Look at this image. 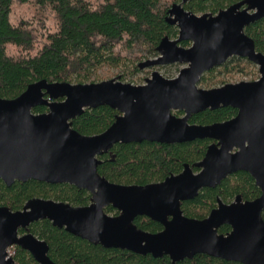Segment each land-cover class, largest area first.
<instances>
[{
	"label": "water",
	"instance_id": "1",
	"mask_svg": "<svg viewBox=\"0 0 264 264\" xmlns=\"http://www.w3.org/2000/svg\"><path fill=\"white\" fill-rule=\"evenodd\" d=\"M173 5L166 21L178 28L177 39L165 37L158 56L138 65L140 70L185 64L173 79L158 71L143 85L110 79L97 83L30 84L17 98H0V180L68 184L91 194V203H68L32 198L20 211L0 206V264H14L10 247L28 252L37 264H56L47 244L32 233L19 235L35 222L47 220L68 234L105 249H119L153 258L167 256L172 263L195 255L236 262L264 264V55L257 52L245 28L264 19V0H242L216 15L197 16ZM189 42L188 48L179 46ZM247 59L258 67L259 78L199 88L201 77L228 59ZM107 106L118 112L104 132L84 136L71 121L85 110ZM45 107L46 113L32 110ZM231 107L234 118L211 125L190 124L192 115ZM182 112L177 117L174 113ZM213 141L203 159L178 175L145 186L111 183L98 173L99 157L117 144H183ZM246 172L261 195L230 204L217 201L203 220L185 217L180 202L189 201L206 188H215L228 176ZM111 207L118 212H105ZM136 217H147L162 230L149 233L136 228ZM229 226L230 232L218 229Z\"/></svg>",
	"mask_w": 264,
	"mask_h": 264
},
{
	"label": "trees",
	"instance_id": "2",
	"mask_svg": "<svg viewBox=\"0 0 264 264\" xmlns=\"http://www.w3.org/2000/svg\"><path fill=\"white\" fill-rule=\"evenodd\" d=\"M242 0H188L183 8L192 14L216 15ZM182 0H0V98L12 100L40 80L48 83L88 84L102 80L99 74L114 70L121 81L133 78L145 59L157 57L156 48L168 37H178V28L166 21L168 11ZM245 34L264 55V19L250 24ZM188 48L189 42H181ZM236 75L257 80L258 71L247 59L232 57L206 72L199 88L212 89L228 84ZM131 77V78H130ZM112 79V78H111ZM110 80V79H109ZM120 81V82H121ZM46 113L45 107L32 110ZM177 117L182 112L174 113ZM237 110L221 107L192 115L190 124L211 125L234 118ZM116 110L107 106L87 109L71 121V127L84 136L104 132L115 121ZM213 141L195 140L183 144H117L101 161L98 173L111 183L145 186L178 175L189 165L200 162ZM261 192L246 172L228 176L215 188H206L192 200L180 202L185 217L203 220L216 207L217 200L232 202L236 197L253 201ZM91 194L68 184L50 185L36 181L14 182L6 187L0 180V206L20 211L32 198L88 206ZM107 214L118 215L111 207ZM264 221V211L262 212ZM136 228L158 233L162 226L147 217H136ZM228 227L218 230L225 234ZM22 232V231H20ZM32 233L48 246V257L56 264H238L195 255L172 263L167 256L153 258L119 249H105L74 237L64 229L42 220L31 224ZM14 264H37L22 248H12Z\"/></svg>",
	"mask_w": 264,
	"mask_h": 264
},
{
	"label": "rangeland",
	"instance_id": "3",
	"mask_svg": "<svg viewBox=\"0 0 264 264\" xmlns=\"http://www.w3.org/2000/svg\"><path fill=\"white\" fill-rule=\"evenodd\" d=\"M196 15L201 16V14H196ZM183 48H185V47H183ZM153 58H156V57H151L148 59H153ZM148 59H145L142 62H144ZM186 66L187 65H185V64H171V65H167V66H160V67L144 69V70H141L139 73H137L133 78L130 77L131 79H127L125 81L119 80L117 78L118 76L116 75V72L114 70L105 69L99 74V76L102 78V80H109L112 78V79H118L122 83H129L132 85H143V84H145V80L149 79L151 77V73L153 71H158L160 73V75H162L166 79H173L178 75L179 71L181 69L185 68ZM254 66L256 67V70L258 71V67L256 65H254ZM259 76L260 75L258 72L257 77H259ZM250 81H251L250 77H243L241 75H236L233 79H229L228 83L236 84L239 82H250ZM198 87H199V84H198ZM215 87H219V86H215ZM108 215H111V214H108ZM13 247H15V246H13ZM13 247H10L7 250L8 255H10V256H11Z\"/></svg>",
	"mask_w": 264,
	"mask_h": 264
},
{
	"label": "flooded vegetation",
	"instance_id": "4",
	"mask_svg": "<svg viewBox=\"0 0 264 264\" xmlns=\"http://www.w3.org/2000/svg\"><path fill=\"white\" fill-rule=\"evenodd\" d=\"M200 192H201V191H200ZM218 200H220V199H218ZM218 200H217V201H218ZM234 200H235V199H234ZM234 200H233V201H234ZM241 200H242V199H241ZM233 201H232V202H233ZM232 202H230V203H232ZM243 202H245V201H243ZM223 203H224V202H223ZM230 203H224V204H230ZM215 208H217V205H216ZM215 208H214V209H215ZM112 216H115V215H112ZM30 226H31V225H30ZM30 226H29V227H30ZM223 227H228V228H229V231H228V232H230L231 229H230L229 226L224 225V226H222L221 228H223ZM219 229H220V228H219ZM219 229H218V230H219ZM27 230H28V229H26V230H19V235H23V234H25V233H29V232H27ZM20 231H22V232H20ZM228 232H226V233L223 234V235H226ZM219 234H220V233H219ZM208 257H209V256H208ZM211 258H212V257H211ZM215 259H216V258H215ZM219 260H220V259H219ZM235 263H236V262H235ZM238 264H239V263H238Z\"/></svg>",
	"mask_w": 264,
	"mask_h": 264
}]
</instances>
